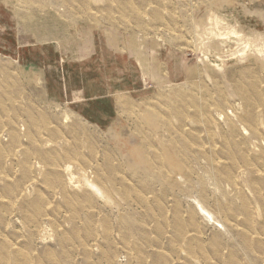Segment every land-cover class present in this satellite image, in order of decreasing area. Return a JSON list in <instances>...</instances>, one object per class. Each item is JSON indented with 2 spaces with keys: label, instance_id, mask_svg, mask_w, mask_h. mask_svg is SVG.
Returning a JSON list of instances; mask_svg holds the SVG:
<instances>
[{
  "label": "rangeland",
  "instance_id": "obj_1",
  "mask_svg": "<svg viewBox=\"0 0 264 264\" xmlns=\"http://www.w3.org/2000/svg\"><path fill=\"white\" fill-rule=\"evenodd\" d=\"M0 264H264V0H0Z\"/></svg>",
  "mask_w": 264,
  "mask_h": 264
},
{
  "label": "bare ground",
  "instance_id": "obj_2",
  "mask_svg": "<svg viewBox=\"0 0 264 264\" xmlns=\"http://www.w3.org/2000/svg\"><path fill=\"white\" fill-rule=\"evenodd\" d=\"M166 92H167V90H166ZM159 93H160V92H158V94H159ZM171 93H172V92H171ZM171 93H170V95H172ZM179 94H180V93H179ZM161 95H162V94H161ZM168 95H169V94H168ZM170 95H169V96H170ZM173 95H174V94H173ZM165 96H166V95H165ZM158 97H159V96H158ZM90 182H91V181H90ZM84 184H86V183H84ZM92 186H94V185H92ZM86 189H87V188H86ZM93 189H94V188H93ZM99 190H100V189H99ZM93 191H94V190H93ZM95 191H96V189H95ZM97 191H98V190H97ZM103 196H104V195H103ZM100 198H101V197H100ZM106 198H107V197H106Z\"/></svg>",
  "mask_w": 264,
  "mask_h": 264
},
{
  "label": "crops",
  "instance_id": "obj_3",
  "mask_svg": "<svg viewBox=\"0 0 264 264\" xmlns=\"http://www.w3.org/2000/svg\"><path fill=\"white\" fill-rule=\"evenodd\" d=\"M112 87H113V86L111 85V89H112ZM82 95H83V94H82ZM107 96H108V95H107ZM111 97H112V96H111Z\"/></svg>",
  "mask_w": 264,
  "mask_h": 264
}]
</instances>
